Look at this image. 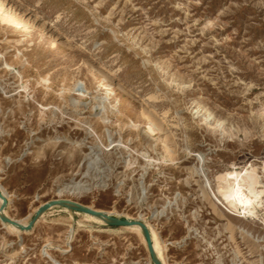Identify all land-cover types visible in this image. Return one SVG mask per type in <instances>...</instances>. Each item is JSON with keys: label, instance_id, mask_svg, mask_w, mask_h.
I'll use <instances>...</instances> for the list:
<instances>
[{"label": "rangeland", "instance_id": "374dc122", "mask_svg": "<svg viewBox=\"0 0 264 264\" xmlns=\"http://www.w3.org/2000/svg\"><path fill=\"white\" fill-rule=\"evenodd\" d=\"M7 2L31 21L0 19L6 215L65 197L147 220L166 264H264V195L251 214L225 179L264 183V0ZM9 225L0 264H153L141 231L63 207Z\"/></svg>", "mask_w": 264, "mask_h": 264}, {"label": "bare ground", "instance_id": "6f19581e", "mask_svg": "<svg viewBox=\"0 0 264 264\" xmlns=\"http://www.w3.org/2000/svg\"><path fill=\"white\" fill-rule=\"evenodd\" d=\"M24 15H25L24 12H18L17 8H15L14 5H10L7 2V0H0V19L2 20V22L4 24L13 25V26H17V27L18 26H27V24L29 23V21H31V19L30 20L29 19H26V16H24ZM32 23L33 22H31V24ZM40 26H41L40 27L41 29H44V27H43L42 24H40ZM4 65H5L4 67H8V68H11L12 67L11 64L8 61H6ZM92 66H93V71L95 72V74L98 77H100V79L102 81H106V79H105L106 77L109 78L110 80H115V76L113 74H111L103 66L99 65L98 63H96L94 61H92ZM116 82L120 85V87L124 91H128V88L126 86H124L121 82H118L117 80H116ZM20 86L22 87V89L20 91H23V90L26 91L27 90L28 85L26 83H22ZM16 94H17V92L14 93L13 95H16ZM46 108H48V106H46ZM144 112H145V115L152 122L151 126H149V129L150 130L153 131L155 127L156 128H160V129L163 128V123L160 120H158V118H157L155 112H153V110H151L148 107H145L144 108ZM263 168H264V166H263ZM232 175H230L229 177L227 176V178L225 177V179L228 180V182H229V184L231 186V188L228 191L227 190L226 191L229 192L230 193L229 195H231V196L232 195H236L237 198H238L239 203L245 204V206H246L245 208L248 210V212H250L251 214H253L254 211L249 206V200H250L249 198L250 197H248V194L247 193L246 194L245 193L243 194L242 191H243L244 188H246V189L249 190V192L253 196H256V194L258 193L259 196H258V199H256V200L258 202V205L261 206L263 204V198H261V195H264V183L261 184V181L259 179V176L256 173H254V167L252 169H247L245 171V176H243L239 172H234V175L233 176ZM207 184L211 188V184H210L209 180H207ZM258 186H261L262 188L261 189H258L257 188ZM67 189H65V191H68ZM0 190L8 197V194H7V192H6V190H5V188L3 186H0ZM211 190H212V188H211ZM72 191H70V192H72ZM220 192L223 193V192H225V190L224 189H221ZM212 194H213L214 198L217 201L221 202L219 196L213 190H212ZM59 198L60 199H69V198H65V197H59ZM255 198L256 197H254V199ZM0 204H1V199H0ZM63 208L69 210L70 212L72 211V210H70L67 207H63ZM100 210H103V209H100ZM76 212L82 213L84 216H86L89 219H96V220L103 221L101 218H99L97 216H94V215H91V214H88V213H84V212H79V211H76ZM107 212L108 213H111L109 211H107ZM4 214H6V211H4ZM44 214L41 216V218L44 216ZM128 218H130V219H138V218H132V217H128ZM139 218L141 220H143L146 223V225L148 226V228H149V230L151 232L154 249H155L156 252H159L160 253V255L159 256L157 255V256L159 257V259L162 261L163 264H166V261H165V258H164V246L162 245V242H161V239H160L159 235L157 234V232L155 231V229L152 227V225L147 220H145V219H143L141 217H139ZM17 220L19 222H21L22 224H27L29 222L28 220H25V219H17ZM9 226H10V229L11 230L18 231V232H26L27 233V232H31L32 231V229H27V228H25L24 230H20L19 227L14 226V225H9ZM125 227L132 228V229H137V230H139V231L142 232L141 226H138V225L125 226Z\"/></svg>", "mask_w": 264, "mask_h": 264}, {"label": "water", "instance_id": "95a60500", "mask_svg": "<svg viewBox=\"0 0 264 264\" xmlns=\"http://www.w3.org/2000/svg\"><path fill=\"white\" fill-rule=\"evenodd\" d=\"M0 199V220L3 223L17 226L20 230H24L25 228L32 229L36 222L41 218V216L53 207H67L72 211H79L91 214L101 218L106 224L110 226H141L142 233L147 242V249L149 251L153 264H163L154 249L151 232L146 223L140 218L130 219L128 217H121L115 215L114 213H108L105 210L90 207L75 200L55 198L41 204L32 216V218L29 220V222L27 224H22L17 219L11 218L8 215L4 214L5 208L8 205V198L1 190Z\"/></svg>", "mask_w": 264, "mask_h": 264}]
</instances>
